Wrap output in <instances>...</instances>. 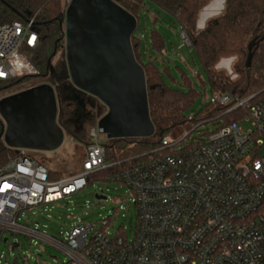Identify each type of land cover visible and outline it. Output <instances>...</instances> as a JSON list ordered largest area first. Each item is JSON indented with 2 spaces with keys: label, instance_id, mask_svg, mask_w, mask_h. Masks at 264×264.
<instances>
[{
  "label": "built area",
  "instance_id": "obj_1",
  "mask_svg": "<svg viewBox=\"0 0 264 264\" xmlns=\"http://www.w3.org/2000/svg\"><path fill=\"white\" fill-rule=\"evenodd\" d=\"M39 41L35 17L0 23V82L39 74L23 51ZM213 94L219 114L170 131L158 149L106 177L133 194L139 218L131 238L103 227L88 239L93 224L76 223L60 240L20 222L25 210L74 195L95 173L120 164L106 160L97 123L76 174L56 178L24 148L0 163V244L13 236L15 250L23 233L61 249L67 264H264V97ZM212 123L213 130L199 131Z\"/></svg>",
  "mask_w": 264,
  "mask_h": 264
},
{
  "label": "trees",
  "instance_id": "obj_2",
  "mask_svg": "<svg viewBox=\"0 0 264 264\" xmlns=\"http://www.w3.org/2000/svg\"><path fill=\"white\" fill-rule=\"evenodd\" d=\"M113 1L138 20L139 12L147 0ZM150 1L177 18L210 79L213 92H230L241 98L254 94L258 98L264 97V0H226L223 13L211 18L204 29L198 28L200 14L213 0ZM66 8L67 0H0V23L26 21L35 17L39 44L35 48L26 47L23 51L38 69L39 74L35 77L41 78L40 83L54 86L59 101L57 121L66 137L86 148L90 143V129L106 114L108 108L90 94L74 91L78 98L70 95L72 84L66 52L62 49L65 42L62 20L65 18ZM135 32L132 35V46L136 59L145 71L149 111L155 133L151 137L109 139L105 143L106 160L120 164L93 176L114 175L121 168L136 161V157L158 149L164 135L190 119L186 112L192 106L197 91L191 87L187 77H183L187 90L167 84L155 61L149 59L143 62L141 40ZM149 39L155 51H165L164 35L159 30L152 29ZM250 47L253 59L251 66L247 67ZM231 55L238 58L232 65L235 78L223 68H214L219 58ZM31 77L34 76L0 82V91H7V95L36 84L30 80ZM220 112L221 108L216 103L209 102L193 115L191 121L197 124ZM4 129L5 123L0 117V135ZM15 155L16 150L0 140V163L14 158ZM93 176L90 177V182Z\"/></svg>",
  "mask_w": 264,
  "mask_h": 264
},
{
  "label": "water",
  "instance_id": "obj_3",
  "mask_svg": "<svg viewBox=\"0 0 264 264\" xmlns=\"http://www.w3.org/2000/svg\"><path fill=\"white\" fill-rule=\"evenodd\" d=\"M62 25L71 97L78 98L74 91L87 93L107 106L98 126L108 139L151 137L155 126L145 71L132 46L137 18L113 0H71ZM249 51L247 67L253 59ZM58 111L49 83L5 95L0 98L5 123L0 140L12 149L56 150L66 137ZM96 198L107 196L97 193Z\"/></svg>",
  "mask_w": 264,
  "mask_h": 264
},
{
  "label": "rangeland",
  "instance_id": "obj_4",
  "mask_svg": "<svg viewBox=\"0 0 264 264\" xmlns=\"http://www.w3.org/2000/svg\"><path fill=\"white\" fill-rule=\"evenodd\" d=\"M225 5L226 0H213L202 10L198 28L204 29L211 18L223 13ZM152 29H157L164 35L166 49L162 53L151 47L149 38ZM135 34L141 40L143 62L149 59L155 61L167 84L187 90L183 79L187 77L191 87L197 91L192 106L186 112L187 116L199 112L212 100L214 94L210 79L193 47L183 43L182 27L174 15L147 0L139 12ZM62 46L65 50V42ZM30 80L40 83L41 78L34 76ZM5 92L7 91H0V98L5 96ZM187 122L175 127L172 130L174 135L190 127L191 118ZM245 126L249 127L250 124L246 123ZM215 127L213 123L201 124L199 131L206 128L213 130ZM99 140L105 144L109 139L99 132ZM29 153L33 159L46 165L54 177L64 178L80 171L86 148L65 137L63 144L56 150H29ZM97 193H102L107 198L99 200L96 198ZM20 217L21 223L31 227L38 225L42 232L60 240L76 223L86 226L93 224L88 239L103 227L113 236L123 233L131 238L139 218L138 207L133 202L129 187L117 180H106L104 176H93L89 185L78 193L53 204L25 210ZM15 237L20 242L15 250L11 249L13 236H9L8 242L0 244V264H67V255L56 246L42 240L36 245L30 236L23 233H17Z\"/></svg>",
  "mask_w": 264,
  "mask_h": 264
},
{
  "label": "clouds",
  "instance_id": "obj_5",
  "mask_svg": "<svg viewBox=\"0 0 264 264\" xmlns=\"http://www.w3.org/2000/svg\"><path fill=\"white\" fill-rule=\"evenodd\" d=\"M236 55H231L229 57H221L217 60V62L214 65V68L216 70H220L221 68H224L227 70L229 74H233L232 65L237 61ZM233 78H235V75L233 74Z\"/></svg>",
  "mask_w": 264,
  "mask_h": 264
}]
</instances>
